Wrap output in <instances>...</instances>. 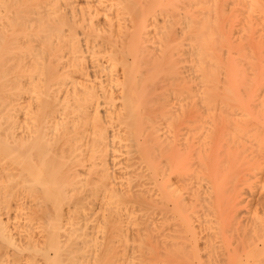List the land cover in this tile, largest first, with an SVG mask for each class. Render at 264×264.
<instances>
[{
  "label": "bare ground",
  "instance_id": "6f19581e",
  "mask_svg": "<svg viewBox=\"0 0 264 264\" xmlns=\"http://www.w3.org/2000/svg\"><path fill=\"white\" fill-rule=\"evenodd\" d=\"M263 171L264 0H0V264H264Z\"/></svg>",
  "mask_w": 264,
  "mask_h": 264
},
{
  "label": "rangeland",
  "instance_id": "374dc122",
  "mask_svg": "<svg viewBox=\"0 0 264 264\" xmlns=\"http://www.w3.org/2000/svg\"><path fill=\"white\" fill-rule=\"evenodd\" d=\"M238 31L237 30H234L233 31V33H232V36H234V37H232L233 38V42L235 43V42H237L238 41V39H239V37H238V35H236V33H237ZM234 34V35H233ZM238 34V33H237ZM237 38V39H236ZM237 40V41H236ZM245 170V168H242V171H244ZM264 173V171L262 172V174ZM260 180V179H259ZM261 180H262V178H261ZM260 180V181H261ZM261 183H262V181H261ZM259 186H260V184H259ZM262 186V185H261ZM261 186L260 187H256L254 190H253V193H250L248 190V186H244V187H242L243 189H242V194H243V200H245V202H248L249 204H250V207L249 208H253L255 205L257 206V204L259 203V202H264L263 200H264V189H261ZM253 196H252V195ZM251 195V196H250ZM248 198V199H247ZM247 200V201H246ZM260 200V201H259ZM259 201V202H258ZM248 203H245V204H243L242 205V208H240V217H242V220H246L248 217H249V215H247L246 214V209H245V206L244 205H246L247 206V204ZM255 206V207H256ZM255 209V208H254Z\"/></svg>",
  "mask_w": 264,
  "mask_h": 264
}]
</instances>
